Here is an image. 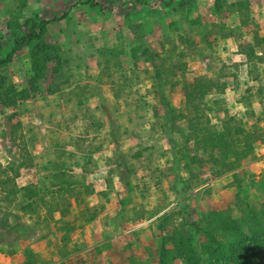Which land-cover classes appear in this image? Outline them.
I'll return each instance as SVG.
<instances>
[{
	"label": "rangeland",
	"instance_id": "374dc122",
	"mask_svg": "<svg viewBox=\"0 0 264 264\" xmlns=\"http://www.w3.org/2000/svg\"><path fill=\"white\" fill-rule=\"evenodd\" d=\"M259 50L264 0H0V254L56 223L72 264H197L213 238L208 264H264L242 220L264 143L238 165L209 143L231 117L264 139V69L237 56Z\"/></svg>",
	"mask_w": 264,
	"mask_h": 264
},
{
	"label": "trees",
	"instance_id": "16d2710c",
	"mask_svg": "<svg viewBox=\"0 0 264 264\" xmlns=\"http://www.w3.org/2000/svg\"><path fill=\"white\" fill-rule=\"evenodd\" d=\"M58 20V19H57ZM53 21V20H52ZM56 21V19H54ZM48 22L43 21L39 25V33L41 34L45 26ZM40 34H32L31 38L39 37ZM12 57V52L6 57V60L0 61V64L7 62ZM261 91V90H259ZM27 94L25 92H21V97H26ZM253 114V112L251 113ZM231 121L232 125L236 127V132H231V127L229 126V122ZM229 123V124H228ZM225 125L223 134H215V137H210V144H214L217 146H214L213 149H221L226 156H231L233 159V163L235 165H238L241 160L244 158H247L254 154V147L256 143L263 142L264 139L262 138V132L253 124L250 126V129L245 128L243 125L244 123L241 122V120H238L235 117L228 118L223 122ZM231 125V124H230ZM24 212L29 209L32 210V206L28 204L27 206L22 208ZM251 213H244L242 216L243 225L245 228L247 226L251 229H253L254 232V238L257 239L258 236L262 235L264 236V203L261 205V208L259 211L250 210ZM212 218L216 220L215 218H219L217 214H213ZM66 230H68V226H65ZM225 232L230 233H238L236 230V224L234 222H225L224 227ZM62 229V228H61ZM69 231V230H68ZM239 232H241L239 230ZM62 241L67 242V234H64L62 236ZM189 242V241H188ZM211 243L214 244L215 247L210 246L208 248H203L200 256L198 257V263L197 264H208L207 259H225L227 256V252H229L228 249H225L222 247L220 242H217L215 238L211 240ZM258 245V244H256ZM258 250L260 248L255 249L253 246H249L247 248V252L250 253V255L257 254ZM164 264V263H163Z\"/></svg>",
	"mask_w": 264,
	"mask_h": 264
},
{
	"label": "crops",
	"instance_id": "0c3cea01",
	"mask_svg": "<svg viewBox=\"0 0 264 264\" xmlns=\"http://www.w3.org/2000/svg\"><path fill=\"white\" fill-rule=\"evenodd\" d=\"M256 48L257 47L254 46V49ZM252 50H253V47H252ZM237 56L240 57L239 59L241 62L243 61L242 58H244L246 59V61H248V65L249 63H251L250 65L252 67H256V65L258 64L257 66L258 69L260 70L264 69V51L263 50H259L257 52H254L253 54H238ZM250 60H254L253 62L254 64H252V61ZM242 66L243 65H241V67ZM262 91H258V94L260 96H263ZM259 100H262V98L260 97ZM260 103L261 101H258V104ZM258 143H261V142H258ZM263 150H264V145H260L259 153H261ZM260 156L261 158L264 159V156H262V153L260 154ZM53 226L54 227H52V229L47 230L48 232L46 233V236H44L42 240L44 243L42 244V242H39L38 244V248L40 247L39 245L42 244L43 245L42 247H44V250H45V247L47 246H49L50 250H52L50 258L48 261L45 262V264H72L74 263L77 257L76 254H79V253L67 255L66 248H67L68 243L62 241V236H64V234L61 231L62 229L56 226V223H53ZM57 234H59L60 236H58ZM56 241L58 243L57 245L55 244ZM38 248L35 250L27 249L25 251L12 252L7 256L4 254L3 255L0 254V264H43L42 260L39 257L42 253H44V251ZM29 259H31L33 262H27Z\"/></svg>",
	"mask_w": 264,
	"mask_h": 264
}]
</instances>
